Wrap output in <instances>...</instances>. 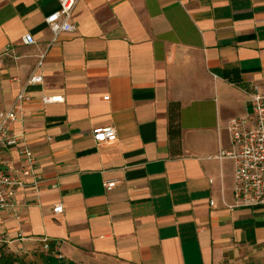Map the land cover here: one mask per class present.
Segmentation results:
<instances>
[{
	"label": "crops",
	"instance_id": "crops-1",
	"mask_svg": "<svg viewBox=\"0 0 264 264\" xmlns=\"http://www.w3.org/2000/svg\"><path fill=\"white\" fill-rule=\"evenodd\" d=\"M59 9L0 0V112L28 94L11 130L42 176L0 210L4 249L37 261L47 239L79 264H264V207L226 206L236 166L217 158L249 93L264 94V0H80L75 32L52 44ZM45 52L44 83L28 85ZM100 127L115 143L93 139ZM19 148L2 167L21 166Z\"/></svg>",
	"mask_w": 264,
	"mask_h": 264
},
{
	"label": "built area",
	"instance_id": "built-area-1",
	"mask_svg": "<svg viewBox=\"0 0 264 264\" xmlns=\"http://www.w3.org/2000/svg\"><path fill=\"white\" fill-rule=\"evenodd\" d=\"M80 0H59L60 9L46 18V23L50 28L53 39L52 44L57 42L61 35L73 33L76 26L73 22V15ZM27 45L35 44L36 41L31 34L24 37ZM47 53H43L38 60L34 74L28 79V85L43 84L44 77L40 73L44 65ZM250 111L245 118L231 122L229 130L232 136V147L229 151L220 150L218 159L233 160L235 170L234 203L226 206L230 209L242 208L252 209L264 207V94L255 88L249 93ZM108 100V97L105 98ZM29 100V96L22 91L14 104V107L7 112H0V153L14 147L19 148L21 166L10 164L7 168L0 164V210L5 211L15 208L13 200L15 192L19 189L27 188V180H33V189L39 192V185L42 181L35 167V156L32 150L22 144L23 136L12 133L11 126L16 121H23L26 114L23 104ZM60 101L54 98H44V103ZM251 123V127H249ZM96 142L107 144L115 143L117 131L114 127L95 128L92 132ZM118 184L117 181H107L105 188L112 191ZM214 205V202H212ZM64 211L62 204L53 207L54 214L58 215ZM9 241L0 239L1 249ZM44 251L50 248L49 241L42 240Z\"/></svg>",
	"mask_w": 264,
	"mask_h": 264
},
{
	"label": "trees",
	"instance_id": "trees-1",
	"mask_svg": "<svg viewBox=\"0 0 264 264\" xmlns=\"http://www.w3.org/2000/svg\"><path fill=\"white\" fill-rule=\"evenodd\" d=\"M0 264H79L74 261H68L60 258L56 246L50 244L48 251H42L37 261L28 260L27 256L19 255L15 252L1 249Z\"/></svg>",
	"mask_w": 264,
	"mask_h": 264
},
{
	"label": "rangeland",
	"instance_id": "rangeland-1",
	"mask_svg": "<svg viewBox=\"0 0 264 264\" xmlns=\"http://www.w3.org/2000/svg\"><path fill=\"white\" fill-rule=\"evenodd\" d=\"M247 115H248V113L244 115V118H245ZM249 127H251V123H249ZM93 264H100V263H98V262H94Z\"/></svg>",
	"mask_w": 264,
	"mask_h": 264
}]
</instances>
